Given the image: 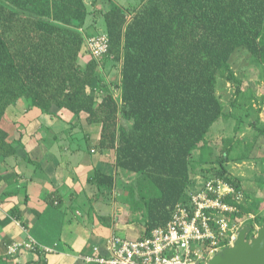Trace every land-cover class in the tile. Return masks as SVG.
Instances as JSON below:
<instances>
[{
    "label": "trees",
    "instance_id": "16d2710c",
    "mask_svg": "<svg viewBox=\"0 0 264 264\" xmlns=\"http://www.w3.org/2000/svg\"><path fill=\"white\" fill-rule=\"evenodd\" d=\"M95 14L104 32L88 31ZM102 33L110 47L96 58L86 40ZM240 48L264 75V0H111L108 9L98 0H0V166L17 154L7 126L11 107L66 108L77 121L86 114L88 126H98L100 151L115 150L117 167L138 175L124 202L142 214L146 236L186 199L195 153L203 162L212 126L229 117L217 84L219 75L242 84L230 63ZM109 63L120 66V82L108 80ZM251 125L264 135V122ZM236 141L225 139L213 177L242 190L226 168ZM96 178L115 185L114 176L96 171Z\"/></svg>",
    "mask_w": 264,
    "mask_h": 264
},
{
    "label": "crops",
    "instance_id": "0c3cea01",
    "mask_svg": "<svg viewBox=\"0 0 264 264\" xmlns=\"http://www.w3.org/2000/svg\"><path fill=\"white\" fill-rule=\"evenodd\" d=\"M110 2L98 0L102 9ZM97 29H105L104 18L91 15L88 31ZM107 78L116 80L112 74ZM9 116L8 129L18 142L17 154L0 166V264H29L41 258L47 264H99L85 258L106 255L107 240L118 235L115 227H125L120 209H126L127 192L124 189L119 198L116 192L125 175L136 174L117 167L115 150L100 151L98 126H88L86 114L77 121L66 108L54 106L51 113H43L14 106ZM96 171L114 176V187L99 183ZM143 231L138 230V238ZM31 241L36 249L8 253L10 244Z\"/></svg>",
    "mask_w": 264,
    "mask_h": 264
},
{
    "label": "rangeland",
    "instance_id": "374dc122",
    "mask_svg": "<svg viewBox=\"0 0 264 264\" xmlns=\"http://www.w3.org/2000/svg\"><path fill=\"white\" fill-rule=\"evenodd\" d=\"M113 1L122 6L138 2V0ZM99 32L102 30L97 29L96 33ZM230 63L242 84L239 86L229 81L225 75H219L217 94L229 117L219 119L212 126L208 134L211 146L203 151V162L198 161L200 154L195 153L191 169L195 184L191 185V190L198 189L203 182L211 179L214 176L213 168L221 167L220 152L225 139L233 136L239 138L240 141H236L233 145L236 147L231 154V160L226 163V168L230 175L242 183V190L238 191L243 196L241 205L244 210L241 209V214L236 219H242L245 225H250L252 228L250 235H253L257 227L264 223V135L257 136L256 129L251 125V122L257 120L264 122V75L262 66L244 48L238 49L233 54ZM110 65L109 63L106 67L112 72L109 71L108 75L112 74L115 81L120 80V66L111 67ZM239 87L241 92H238ZM241 154H247V158L237 159ZM136 179L138 175H125L122 189L116 192L117 197H121L122 191L128 190ZM125 207L128 210L120 209L124 212L125 227L132 228L128 230L118 224L115 227L116 233L123 238L136 239L140 234L138 230H145L147 223L139 212L133 214L130 205L126 202ZM139 218L141 220H138Z\"/></svg>",
    "mask_w": 264,
    "mask_h": 264
},
{
    "label": "built area",
    "instance_id": "2783aa9c",
    "mask_svg": "<svg viewBox=\"0 0 264 264\" xmlns=\"http://www.w3.org/2000/svg\"><path fill=\"white\" fill-rule=\"evenodd\" d=\"M96 58L103 57L110 47L106 33L86 40ZM243 196L222 177L208 179L196 190H189L186 199L177 203L171 219L136 239L112 235L106 243V255L86 257L87 262L100 264H209L210 257L233 245L245 226L241 214ZM35 241L14 242L10 255L22 249H36Z\"/></svg>",
    "mask_w": 264,
    "mask_h": 264
},
{
    "label": "water",
    "instance_id": "95a60500",
    "mask_svg": "<svg viewBox=\"0 0 264 264\" xmlns=\"http://www.w3.org/2000/svg\"><path fill=\"white\" fill-rule=\"evenodd\" d=\"M251 230L245 225L234 244L212 255L209 264H264V223L253 235Z\"/></svg>",
    "mask_w": 264,
    "mask_h": 264
}]
</instances>
